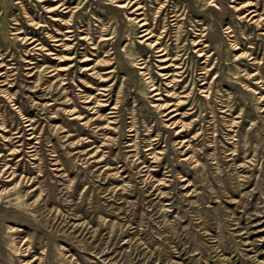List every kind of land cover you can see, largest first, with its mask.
I'll use <instances>...</instances> for the list:
<instances>
[{
	"label": "rangeland",
	"instance_id": "374dc122",
	"mask_svg": "<svg viewBox=\"0 0 264 264\" xmlns=\"http://www.w3.org/2000/svg\"><path fill=\"white\" fill-rule=\"evenodd\" d=\"M117 2L0 0V264H264V0ZM173 9L140 67L135 16L159 35ZM176 53L177 95L149 96Z\"/></svg>",
	"mask_w": 264,
	"mask_h": 264
},
{
	"label": "bare ground",
	"instance_id": "6f19581e",
	"mask_svg": "<svg viewBox=\"0 0 264 264\" xmlns=\"http://www.w3.org/2000/svg\"><path fill=\"white\" fill-rule=\"evenodd\" d=\"M50 1H53V0H50ZM57 1V0H56ZM118 1L116 3L117 6L121 7V8H125L126 10L129 9L130 7L132 8L130 11L131 12H135L139 9L140 5H137L136 7H133L134 4L136 3V0H116ZM242 1V0H241ZM249 3H245L242 7L244 6H248ZM59 6H63V3H58L57 5H54V6H50L51 8L49 10H52V9H57ZM252 6V5H251ZM64 8H66V5L63 6ZM205 8V7H204ZM161 9H166V6H163ZM248 9V8H247ZM173 13L171 15H166L163 17V21L165 23L164 25V28L160 31V34L157 35L156 34V31L153 27L150 26V23L147 21V18H145L144 16L140 17V18H137L138 16H135L136 18V21H137V28H136V34L137 36H140V37H144V39L142 41H145V40H150L147 44V52L149 53L148 56L149 58L147 59H144V60H141V63H145L144 65L142 64L140 67L142 68H145L146 66L149 65V63H152V60L155 59L156 57H161L159 59V61L161 62H165L167 60H170L171 57L169 56L171 54V48L164 43V37L167 35V33L170 31L171 29V26L173 25L171 23V20L173 19H176V16L178 15L177 10L176 9H173L172 10ZM138 14L142 13L141 11L140 12H136ZM258 14L256 9H248L246 14L245 15H251V17H253L254 15ZM169 16H172L169 17ZM54 19H57V18H54ZM141 20H144V21H141ZM141 21V22H140ZM257 21V20H256ZM259 21H261V19H259ZM264 23V22H263ZM263 25H261L260 27H262ZM74 30L73 29H67L65 30V33H63L65 35V38H68V36H66V33L67 32H73ZM189 31L186 30V34L189 35ZM74 35V34H73ZM154 37H156V39H153ZM207 38H199L198 40H188L186 43V45H181V48H178L177 51H182L184 53H188V51L192 49V46L194 45H199V44H202V46L198 47L195 51H198V56H205L207 55L206 54V51L208 48H204V46H208L207 44H205V40ZM53 40H59V38L53 36ZM204 43V44H203ZM60 44V43H59ZM183 54L181 53H176V56L172 58L173 61H171V63H168V64H163L161 65L159 68L162 69V71L160 73H158V78L155 79L154 78V75H153V71H151L150 69L148 71H145L144 74H146V77L149 78L146 84V93L150 94L149 96H155V95H162L163 94V91L164 90H168L167 88L165 87H168V86H172L173 84H168V83H165L164 82V79H167L168 77L174 75V74H179L178 72H174L173 70L175 68H180L182 67L181 65H178L176 63V60L178 59H181ZM169 56V57H168ZM67 58H63V59H60V60H65ZM85 60L87 59H90V58H84ZM142 59V58H141ZM199 59L200 58H196V59H192L191 61V64H192V67L189 68V66H187V69L189 70V73L190 71L192 72V80L193 82H197V80L199 79H202L203 81L201 82V84H205L207 83V78H208V70L206 69L205 67V64H207V60L209 59V57H206V60H202V62H204L205 64L203 66H200L199 65ZM105 60V59H104ZM90 68V67H87V69ZM200 69V70H199ZM205 69V70H203ZM170 70H172L173 72H170ZM197 70V71H196ZM185 71V70H184ZM107 79V78H104L102 79L103 81ZM181 81L183 80L180 79ZM158 81H160V83H158ZM179 81V79H178ZM104 91L102 92H99L101 93L102 95L105 96L104 100L105 101H109L110 100V88L108 87H103L102 88ZM133 93H134V97L137 101H142L143 100V97L138 93V91L136 90V88H133ZM166 95L168 96H176L177 93L175 91H172V92H169L168 90V93H166ZM166 99V98H165ZM167 100V99H166ZM169 100V99H168ZM85 101H91V99H87ZM189 102L188 101H184V102H181L179 103V105H177L176 107H172V105H175L176 103L174 102H165L163 104H160L157 108L159 111H162L163 109L165 110L163 112V115H167L168 117H174L176 114H178L179 112H174L178 109H180V107L182 106L184 108V106L186 104H188ZM101 106L103 107H106L108 105L107 102H104L102 104H100ZM112 108H115V109H111L109 110V112H119L120 109H121V105H113L111 106ZM194 106H189L188 109H193ZM186 112V111H185ZM192 111H188L187 114L191 113ZM16 136H11L8 140H9V144H11L12 142L15 141V138ZM0 207H2V203L0 202ZM9 207V206H8Z\"/></svg>",
	"mask_w": 264,
	"mask_h": 264
}]
</instances>
